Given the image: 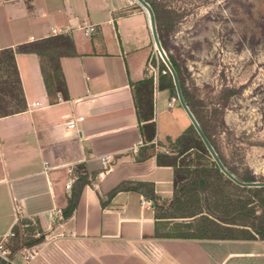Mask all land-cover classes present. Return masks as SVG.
Segmentation results:
<instances>
[{
	"label": "crops",
	"instance_id": "0c3cea01",
	"mask_svg": "<svg viewBox=\"0 0 264 264\" xmlns=\"http://www.w3.org/2000/svg\"><path fill=\"white\" fill-rule=\"evenodd\" d=\"M82 23L94 26L90 36L78 29ZM52 30L73 43L75 55L59 59L67 98L57 94L51 103L37 57L15 54L25 109L0 118V236L13 228L17 207L21 221L42 235L26 264H264L259 241L154 239L151 202L136 192L108 197L121 182H146L160 201L169 200L172 169L157 166L153 154L187 127L169 114L175 103L167 107L171 95L156 89L157 75L147 69L155 50L144 10L130 0H0V50L55 36ZM145 76L154 83L152 152L142 143L130 88ZM77 117L68 130L65 122ZM163 125L178 135L161 133ZM143 150L152 155L137 160ZM68 167L82 170L87 183L63 219L77 186L73 179L64 189ZM20 250L9 255L12 264H25Z\"/></svg>",
	"mask_w": 264,
	"mask_h": 264
},
{
	"label": "trees",
	"instance_id": "16d2710c",
	"mask_svg": "<svg viewBox=\"0 0 264 264\" xmlns=\"http://www.w3.org/2000/svg\"><path fill=\"white\" fill-rule=\"evenodd\" d=\"M146 2L153 13L155 30L158 35V11ZM15 54H33L38 59L39 71L47 98L59 94L66 100V88L59 67V59L75 55L73 43L66 35H55L38 41L21 44L13 49L0 50V118L17 114L25 109V103L15 67ZM173 68L182 100L195 120L201 133L215 153L222 167L242 183L264 182L254 180L244 166L234 162L235 149L221 150L213 137V130L199 110L193 97L183 87L178 67L172 58L165 55ZM157 69L155 86L157 90H167L175 98L171 78L164 65ZM164 71V74L161 73ZM153 80L145 76L138 82L130 83L135 118L145 150L152 152L155 129L152 120ZM176 102V98H175ZM214 113L217 109L212 110ZM220 127H224L219 121ZM167 148L153 154L155 164L172 169V194L169 200H159L153 192L152 184L146 182H121L108 197L118 192H136L152 204L153 238L157 240H207V241H259L264 243V187H241L225 178L211 160L190 124L174 139L165 141ZM163 147V146H161ZM139 152L137 160L151 156ZM76 188L66 200L62 210L63 219L68 218L76 207L79 192L87 181L83 174L75 173ZM14 236L5 247L10 254L22 248L37 244L32 227L25 229V236L18 227H13ZM0 264H4L0 262Z\"/></svg>",
	"mask_w": 264,
	"mask_h": 264
},
{
	"label": "rangeland",
	"instance_id": "374dc122",
	"mask_svg": "<svg viewBox=\"0 0 264 264\" xmlns=\"http://www.w3.org/2000/svg\"><path fill=\"white\" fill-rule=\"evenodd\" d=\"M147 1L159 14L161 49L178 67L217 146L235 149L234 162L264 180V0ZM161 64L154 51L150 66ZM169 114L188 126L177 101ZM161 133L179 132L163 125Z\"/></svg>",
	"mask_w": 264,
	"mask_h": 264
},
{
	"label": "built area",
	"instance_id": "2783aa9c",
	"mask_svg": "<svg viewBox=\"0 0 264 264\" xmlns=\"http://www.w3.org/2000/svg\"><path fill=\"white\" fill-rule=\"evenodd\" d=\"M78 29L81 31L83 36L88 37V36L91 35V33H93L94 26L91 25V24L82 23L79 26ZM51 34L52 35H56V32L54 30H52ZM158 58H159V56H158ZM147 69H148L149 73L151 74L152 78L154 79L155 76L157 75V68H153L149 64L147 66ZM161 73L164 74V71H161ZM173 103H175V98L174 97L169 99V101L167 102V107H171L173 105ZM81 120H82L81 117H77L75 119H69V120H67L65 122L64 125H65V127L68 130H74L76 122H79ZM130 152L132 154H134L136 152V148L135 147L131 148ZM99 161H100V164H101V166H102V168L104 170H108L109 169L108 165H109V162H110V157L108 155L101 156L99 158ZM43 167L46 170L47 169V164L43 163ZM65 172H66V175H67V179H66V182L64 184V189L68 190L69 187H70L71 181L76 178V174L73 171V169L69 168V167L66 168ZM78 174H82V170L78 171ZM141 204H144V201H142ZM55 212H56V215L58 216V218L60 219V212L58 210H56ZM19 213H20L19 208L15 207L14 208L13 227H18V229L20 231V234L22 236H25V229L28 228L29 225L27 223H24V222L21 221ZM12 229L13 228L9 229L5 234L0 236V261L1 262H6L8 264H12V263H11V261L9 259L10 252L5 247V245L8 242V240L11 239L14 236V233H13ZM41 236H42L41 233L39 231H37V230H33L32 233H31V237L34 238V239L41 238ZM20 252H21V257L23 259V262L25 264L28 263L29 261H31L33 258H35V256L38 255V250L35 248V246L31 247V248H22L20 250Z\"/></svg>",
	"mask_w": 264,
	"mask_h": 264
},
{
	"label": "water",
	"instance_id": "95a60500",
	"mask_svg": "<svg viewBox=\"0 0 264 264\" xmlns=\"http://www.w3.org/2000/svg\"><path fill=\"white\" fill-rule=\"evenodd\" d=\"M134 1L144 10V12L147 15L148 27H149L151 38L153 41L154 50L156 51L157 55L159 56L162 64L166 68V70H167V72L171 78V82H172V85L174 88V94H175L176 101H177L178 105L180 106V108L182 109V111L184 112L186 118L188 119L190 126L193 128V130L195 131L197 136L200 138L202 144L204 145L206 151L208 152L211 160L215 163L219 172L225 178H227L229 181L233 182L234 184H236L238 186H241V187H264V182H250V183L239 182L233 176H231L229 173H227L226 170L222 167V165L220 164L219 160L217 159L215 153L213 152V150L210 147V145L208 144L207 140L205 139V137L201 133V131H200L199 127L197 126L195 120L193 119V117L189 113L187 107L185 106V104L182 100L175 72H174L173 68L171 67V65L169 64L163 50L160 47V44H159V41L157 38V34H156V30H155V22H154V17H153V13L151 11V8L143 0H134Z\"/></svg>",
	"mask_w": 264,
	"mask_h": 264
}]
</instances>
